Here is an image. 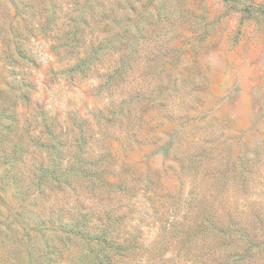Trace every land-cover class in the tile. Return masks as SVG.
Wrapping results in <instances>:
<instances>
[{
    "label": "rangeland",
    "instance_id": "obj_1",
    "mask_svg": "<svg viewBox=\"0 0 264 264\" xmlns=\"http://www.w3.org/2000/svg\"><path fill=\"white\" fill-rule=\"evenodd\" d=\"M0 264H264V0H0Z\"/></svg>",
    "mask_w": 264,
    "mask_h": 264
}]
</instances>
